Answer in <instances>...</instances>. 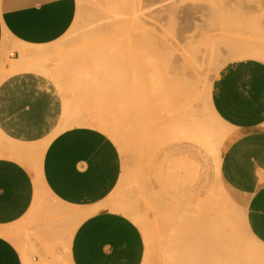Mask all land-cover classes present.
Wrapping results in <instances>:
<instances>
[{"label":"crops","instance_id":"0c3cea01","mask_svg":"<svg viewBox=\"0 0 264 264\" xmlns=\"http://www.w3.org/2000/svg\"><path fill=\"white\" fill-rule=\"evenodd\" d=\"M76 16V0H0V63L10 53L0 73V136L23 150L0 157V264H143L146 257L141 229L119 212L87 217L71 237L79 215L104 204L124 174L130 183L136 165L126 164L116 143L94 130H60L65 103L48 76L23 70L2 79L26 56H50ZM210 104L237 133L219 167L201 145L175 140L161 147L159 175L148 180L164 208L189 213L183 229L202 230L192 234L191 243L185 232L174 244L167 233L166 256L177 258L184 241L191 247L187 260L193 261L202 240L208 243L202 257L228 261L227 226L203 214L219 188L227 201L218 197L211 210L219 212L224 203L239 213L245 235L259 249V261L253 249L245 252L246 262L264 264V62L227 63L214 79Z\"/></svg>","mask_w":264,"mask_h":264},{"label":"rangeland","instance_id":"374dc122","mask_svg":"<svg viewBox=\"0 0 264 264\" xmlns=\"http://www.w3.org/2000/svg\"><path fill=\"white\" fill-rule=\"evenodd\" d=\"M76 1L75 22L49 56L53 69L58 68L68 55H74L78 60L77 83L65 91L60 90L65 106H70L71 112V116L65 119V126L69 129H91L105 136L92 124L97 119H106L127 134L126 145H117L124 162L136 165L134 178L128 183L124 177L105 203H126L136 215L144 219L145 230L140 225L139 228L144 235L145 231L148 234L149 255L145 264H181L167 258L166 234H173L174 244L179 234L185 232L187 242L191 243L192 234L201 233L202 230H193L191 226L183 229L178 222L163 220L164 207L155 196L154 186L148 183L153 175H159L162 165L159 157L162 146L155 139L156 133L177 123V114L186 109H193L199 116L212 120L207 95L215 77L227 63L243 59L230 57L229 48L239 44L264 48V11L251 12L256 4L252 0H242L240 5L232 6L240 9L242 17L239 22L227 27L218 23L212 26L197 15L192 28L182 29L178 34L171 30L166 21L154 24L148 19L147 28L156 25L158 34L165 40L162 47L150 49L135 46L132 38L138 33L136 31L132 30L128 36L123 34L118 38L113 28L116 19L109 0ZM88 11L93 15L87 16ZM127 18L132 17L129 15ZM253 19H259L261 32L249 28ZM85 33L90 36H85ZM198 43L203 45L200 46L197 64L193 66L186 63L184 53L191 45ZM9 56L10 53L7 60L0 63V73L9 62ZM217 61L221 62L219 66H216ZM182 73L193 82L195 97L167 108L161 91H168ZM140 108H146L148 114L146 119L138 123L142 114L139 113ZM76 115L90 124H77ZM215 125L223 124L217 122ZM217 209L219 212L215 210L213 214L223 215L224 212L231 214L232 218L226 227L228 238L225 241L222 239L223 244L226 242L229 245L228 261L219 264H247L245 252H252L257 247L245 235L239 213L224 203L219 204ZM207 215L205 220L216 223L217 219ZM161 236H164L162 248Z\"/></svg>","mask_w":264,"mask_h":264},{"label":"bare ground","instance_id":"6f19581e","mask_svg":"<svg viewBox=\"0 0 264 264\" xmlns=\"http://www.w3.org/2000/svg\"><path fill=\"white\" fill-rule=\"evenodd\" d=\"M112 10H114V15L116 23L113 25L118 38L128 32L136 31L138 32L133 38L132 42L136 47L144 46L146 48H156L165 45V40L163 36L158 34V28L154 25L153 28H147L148 19L154 24L166 21L170 26L171 30L178 34L182 29H190L193 26V22L196 16L199 15L204 19L205 22H209L214 26L215 24H221L224 27L233 25L239 22L242 14L240 9L232 7L233 5H240L242 0H109ZM256 4L251 12H262L264 11V0H252ZM250 12V13H251ZM93 13L88 11L87 16H92ZM132 18L128 19L127 16ZM262 25L259 19H253L252 23L249 25L251 30L259 31L262 30ZM85 36L89 37L90 34L85 33ZM203 43H198L196 45H191L184 53L186 63L195 66L197 64L198 56L200 53V46ZM112 51V50H111ZM51 52V51H50ZM53 52V50H52ZM50 54V53H49ZM49 54L46 51L36 52L31 56H26L23 63L12 64L9 70L4 71L2 74V79L13 73L32 70L42 73L48 76L57 86L59 91H65L69 89L73 84L77 83V58L74 55H68L65 57L63 62L58 68L53 69L50 65ZM108 55V53L106 54ZM229 56L233 58L242 57L243 59H254L264 62V48L259 46H250L245 44L234 45L229 48ZM221 62L217 61L216 66H219ZM1 79V80H2ZM195 88L193 82L187 79L185 73H182L175 79L172 86H170L168 91L163 92V100L167 108L175 107L179 105L184 100H191L195 97ZM208 110L210 112V117L212 120H207L204 117L196 114L193 109H186L177 114V123L172 124V126L165 130L156 133L155 139L161 142L160 146L165 143L175 140H189L195 142L205 149H207L215 158L217 167H219L220 159L225 153L227 148L233 142L237 133L225 125L215 114L213 108L210 104V92L207 95ZM143 108V107H142ZM140 108L142 113L139 120L146 119L148 111ZM71 116L70 106H65L63 124L60 130H64L65 119ZM77 124L86 125L90 124L87 120L83 119L79 115H76L75 119ZM220 122L223 124L215 125V123ZM94 127L99 129L106 137L112 139L116 145L119 144L120 147H124L127 143V134H124L119 127L114 122L108 121L106 119H97L93 122ZM118 146V145H117ZM23 154V150L16 148L13 144L7 142L5 138L0 136V157L5 156H19ZM126 178L127 175L124 174ZM122 183V181H121ZM218 197L223 198L227 201L219 188L215 190V193L210 199V202L204 208V216L208 217L207 214L213 216L217 221H220L222 225H229L231 222V214L228 213H217L211 210L212 206L215 205ZM110 210L113 212H119L127 217H129L133 222L139 227H145L146 223L144 219H141L136 215L132 209L126 203H104L100 206L89 209L88 211L82 212L75 225L71 230V237L73 236L77 226L87 217L101 211ZM202 211V210H201ZM163 220L167 222L174 223L178 222L182 227L187 226L190 222L191 217L189 213L180 211H171L167 208L163 209L162 212ZM205 220V219H204ZM145 230V229H144ZM145 240H147V253L143 264L149 255V242L148 234L145 231ZM183 234V232H182ZM184 235V234H183ZM147 238V239H146ZM192 246V244H191ZM191 247L187 242H179V256L172 255L168 256L170 259H174L181 264H215V262L207 261L206 257H202V254L207 253L208 243L205 241L199 242L198 249L195 250V260L189 261L188 252ZM199 253L201 256H196ZM174 256V258H173ZM253 257L259 261V249L254 250ZM217 264V263H216Z\"/></svg>","mask_w":264,"mask_h":264}]
</instances>
